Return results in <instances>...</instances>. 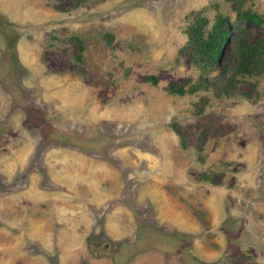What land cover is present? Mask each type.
<instances>
[{
    "label": "rangeland",
    "instance_id": "obj_1",
    "mask_svg": "<svg viewBox=\"0 0 264 264\" xmlns=\"http://www.w3.org/2000/svg\"><path fill=\"white\" fill-rule=\"evenodd\" d=\"M241 1L242 9L264 17V0ZM68 5L0 0V261L20 254L21 264L39 257L57 264L54 245L44 253L21 238L25 254L17 251L12 208L22 206L17 200L30 182L44 185L47 151L79 149L94 162L122 169L124 206L134 216V229L118 239L103 232L100 220L98 237L86 238L87 255L105 253L121 264L140 250L160 249L183 264H264V73L245 78L256 81L254 90L248 82L238 89L249 98L215 96L209 89L165 91L167 83L190 85L200 78L183 49L187 24L204 16L208 30L216 12L233 18L230 2ZM105 31L112 33L108 42ZM73 35L82 45L79 60ZM157 175L170 180L163 198L181 204L178 224L169 222L175 211H165L163 199L159 207L152 197L133 202ZM38 202L44 207L47 199ZM183 222L190 229L180 227ZM199 248L212 256L194 253Z\"/></svg>",
    "mask_w": 264,
    "mask_h": 264
},
{
    "label": "crops",
    "instance_id": "obj_2",
    "mask_svg": "<svg viewBox=\"0 0 264 264\" xmlns=\"http://www.w3.org/2000/svg\"><path fill=\"white\" fill-rule=\"evenodd\" d=\"M43 157L46 160L48 157V161L45 162L48 164L44 165L46 173L44 185L40 186L35 181L30 182L27 185L30 189L28 194L24 193V197L17 200L22 202L20 204L22 206L12 208L17 218L16 222L12 223L14 233L12 240L19 243L17 251L24 253L25 249L20 246L27 239L35 245H40L44 253H49L51 246L54 245L58 253L57 264H79L80 261H84V264H112L108 254L87 255L86 238L90 235L98 237L100 220L103 222V232L116 239L125 237L134 229L131 227L133 219H130V216H134L131 210L124 206L126 191L122 169L108 162H94L79 149L75 152L65 149L53 153L47 151ZM155 178V181L150 182L152 185L149 188L146 187L147 184L143 185L140 197L138 193H134L133 202H146L152 197L159 207V201L163 199L165 207L161 206L165 211L169 209V214L172 210L175 211V219L169 222L172 224L175 221L178 224L176 216L180 213L181 204L179 201H168L163 198L164 185L170 180H165L164 176L160 175ZM139 183L137 185H141ZM48 184L55 188L45 190ZM41 199H47L44 207L38 202ZM3 200V198L0 200V205H3ZM0 209L2 210V207ZM182 211L184 216L189 213L186 205ZM124 218H128V221L125 222ZM189 219L190 217L186 220ZM190 225L191 223L183 222L179 226L190 229ZM21 238L24 239L23 243H20ZM3 248L0 246V249ZM207 250L199 248L197 252H193L202 254L203 258H206L207 254L211 257L212 251ZM16 255L12 261L3 260L0 264H21V261L20 263L18 261L20 254ZM46 258L39 257L34 261L30 259L28 264H50ZM121 264H183V262L177 254L172 253L168 257L160 249H143L133 256H128Z\"/></svg>",
    "mask_w": 264,
    "mask_h": 264
},
{
    "label": "trees",
    "instance_id": "obj_3",
    "mask_svg": "<svg viewBox=\"0 0 264 264\" xmlns=\"http://www.w3.org/2000/svg\"><path fill=\"white\" fill-rule=\"evenodd\" d=\"M84 1L68 0L66 9L76 8ZM228 1L233 18L216 12L208 30H205L207 20L204 16L195 15L187 24L183 30L186 35L183 49L188 63L199 71L200 78L190 85L167 83L166 93L183 95L209 89L215 96L240 94L250 97L238 89L248 82L254 90L256 81L249 82L245 78L264 73V17L251 9H242L241 0ZM111 36L108 31L103 34L107 42ZM71 40L76 49L75 58L79 60L80 39L73 35ZM147 78L152 84L156 83L153 75Z\"/></svg>",
    "mask_w": 264,
    "mask_h": 264
},
{
    "label": "water",
    "instance_id": "obj_4",
    "mask_svg": "<svg viewBox=\"0 0 264 264\" xmlns=\"http://www.w3.org/2000/svg\"><path fill=\"white\" fill-rule=\"evenodd\" d=\"M94 253L97 254V253H99V251L96 250V251H94Z\"/></svg>",
    "mask_w": 264,
    "mask_h": 264
}]
</instances>
